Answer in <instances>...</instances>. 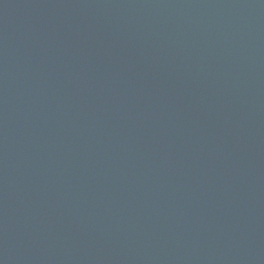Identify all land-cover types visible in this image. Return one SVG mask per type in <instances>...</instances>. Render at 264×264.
<instances>
[{
    "label": "water",
    "instance_id": "obj_1",
    "mask_svg": "<svg viewBox=\"0 0 264 264\" xmlns=\"http://www.w3.org/2000/svg\"><path fill=\"white\" fill-rule=\"evenodd\" d=\"M0 264H264V0H0Z\"/></svg>",
    "mask_w": 264,
    "mask_h": 264
}]
</instances>
